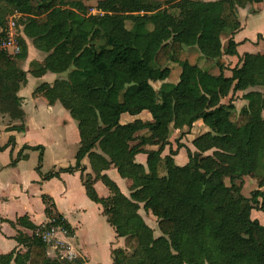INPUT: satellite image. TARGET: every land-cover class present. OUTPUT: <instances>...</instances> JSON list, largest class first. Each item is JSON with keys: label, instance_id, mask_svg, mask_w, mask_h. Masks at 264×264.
I'll return each instance as SVG.
<instances>
[{"label": "trees", "instance_id": "obj_1", "mask_svg": "<svg viewBox=\"0 0 264 264\" xmlns=\"http://www.w3.org/2000/svg\"><path fill=\"white\" fill-rule=\"evenodd\" d=\"M87 1L0 0V42L9 16L21 14L24 35L47 53L42 63H31L30 72L74 78L70 92L44 82L34 94L49 104L59 101L77 121L81 139L76 163L58 171L42 173V145L25 144L12 164L27 157L26 149L40 150L36 170L44 179L80 171L87 196L102 205L124 238V247L112 249V264H264V224L251 216L254 209L264 213V53L240 55L244 41L235 38L241 28L238 8L264 0H98L97 13ZM192 17L201 18L196 46L202 66L182 59L185 42L177 36ZM20 42L15 58L0 51V114L21 121L12 130L25 131L17 93L27 83L20 62L28 49L23 37ZM228 56H238L234 67ZM178 64V81H169ZM154 83L160 84L155 98ZM239 92L248 103L236 112L235 101L225 98ZM145 111L151 119L139 117ZM123 114L137 117L124 123ZM197 123L209 130L192 140V150L182 136ZM171 126L181 132L174 140ZM9 142L14 146L15 137ZM184 147L188 162L179 165L175 157ZM140 153L147 154L146 166L136 160ZM85 157L94 176L86 172ZM112 166L130 181L129 197L104 173ZM252 174L259 188L248 197L242 189ZM97 180L109 188V197L99 195ZM42 199L45 227L73 235L54 199L46 194ZM141 204L156 216L160 235L140 214ZM7 221L32 234L18 230V247L0 254V264H88L80 256L52 257L38 234L44 227L27 215Z\"/></svg>", "mask_w": 264, "mask_h": 264}, {"label": "crops", "instance_id": "obj_2", "mask_svg": "<svg viewBox=\"0 0 264 264\" xmlns=\"http://www.w3.org/2000/svg\"><path fill=\"white\" fill-rule=\"evenodd\" d=\"M242 11H245L244 16L242 15ZM18 15L20 16L21 14H13L9 16L8 20L13 16L18 17ZM238 15L241 23V28L235 35V38L237 41H244L241 42V44H239L238 46L240 55L251 51H253L252 53H264L257 50H245L246 52H241L240 50L244 43H246L247 41L249 42L250 40H254V37L257 36L260 38H264V32H262L260 28L255 30L256 32L252 38H250L248 35L240 36L243 34L249 21H252L253 19L259 20L263 17L264 1L248 3L244 8L239 7ZM22 37L27 43L28 54L27 57L20 62V64L21 68L28 73L27 83L20 87L17 94L22 98V106L26 112L25 131L12 130L11 127L14 125H19L21 121L11 119L8 114H0V146L2 147L0 149V254L10 252L15 247H18V243L14 238L18 230H22L28 234H32V231L30 229L24 228L22 226L18 225L17 228H14L7 220L15 221L18 217L27 215L29 219L36 225H41L48 222V216L45 212L46 205L42 199V196L46 194L54 199L57 210L63 214V216L68 220V222L74 229L73 235H67V233L58 235L59 240L64 242L65 246H70V248L73 249L75 256L82 257L88 264H92L91 259L93 256L92 254L90 255L89 251L87 250V246L90 242L95 243L100 250L104 249L105 252L103 253V256L108 255V260L110 256L111 259L109 261L112 262V249L124 247V238L118 237L113 226L107 221L106 216L103 214L102 205L100 203L92 201L87 196L80 171H75L72 173L61 172L60 177L44 179L43 175H41L36 170L39 162L38 156L37 165L35 166L34 171H30V175L29 169L26 167V163L30 162L31 158L35 156L39 150H24V153L27 154V157L19 159L16 163L12 164V160L14 158H17L19 152L25 144L42 145L32 143L26 138V135H28L30 131V121L33 119H38V122H40L39 126L42 127L43 130H45V124L43 123L45 119L48 120L49 118L62 117L63 119L60 118L62 121L59 127L58 138L61 146H66L69 143H73L74 145H79L80 147L81 141L78 130V123L71 116L70 112L66 108H64L59 101L54 104H49L48 100L44 96L40 94H34L36 88L44 82L50 84L57 82L58 85L63 88L59 81V76H61V74L48 71L43 76H34L30 72L32 67L31 63L33 61L42 63L47 53L36 48L31 38H28L25 35H23ZM30 112L32 115L30 114ZM129 116L132 117L131 121H133L137 117L131 115ZM139 117L143 118L144 120L151 119V115L146 111L140 114ZM122 122L125 123V121ZM198 126H202L203 128V131L201 133L209 130L207 126L202 125L201 123H197L195 125V127ZM171 127L175 131H177L173 126ZM184 130L186 131V127L184 128ZM11 136L15 137L16 142L14 146L10 145L9 142ZM42 146L44 147V156L41 171L43 174H46L48 173L44 170L46 165L45 160L47 158L45 156L46 147L44 145ZM191 149L194 150L195 147L192 146ZM184 150L187 152L186 147L182 148L180 150V153L175 157L176 162L178 158L185 157V155L183 154ZM167 152L168 147L163 154L165 155L167 154ZM136 160L146 166L147 154H138L136 156ZM83 164L87 167L86 172L91 173L94 176L95 173L91 168L90 160L88 157L84 158ZM177 164L179 163L177 162ZM68 166H65L61 163H53V168L49 172L58 171L60 168ZM104 173H106L112 180H114L118 184L121 191L126 196H130V181L127 178L121 177L115 167L112 166L110 169L104 171ZM73 181L76 182L78 188L80 189V197H77V199H75L76 197L73 195L74 191H72L71 182ZM53 184L59 186V189L57 188L56 190H53V188H51ZM95 188L101 197L106 198L110 196L109 188L101 180L96 181ZM31 189H33V191H31ZM143 206L144 205L141 204L139 212L146 223L151 226L156 233V229L152 222L154 220H157V218L152 213L144 210ZM94 209H97V212L99 214L98 216L93 213ZM100 215H103L105 217L107 221L106 225L102 224L99 221L101 219ZM160 234L161 232L159 233V235ZM75 246L78 248V255L74 250ZM20 248L21 246H19V249ZM104 263L105 262H95L94 264Z\"/></svg>", "mask_w": 264, "mask_h": 264}, {"label": "rangeland", "instance_id": "obj_3", "mask_svg": "<svg viewBox=\"0 0 264 264\" xmlns=\"http://www.w3.org/2000/svg\"><path fill=\"white\" fill-rule=\"evenodd\" d=\"M97 1L98 0H90L87 1V4L90 5L92 7V12L93 13H97L98 10L96 9V5H97ZM243 12V16L245 15V11ZM22 15H18V17L14 18V21L16 22V34H18L19 36H17L18 41L20 43V47L22 50V45L20 42V38L24 35L23 29H24V24H23V18H21ZM199 18V17H198ZM189 18L187 20H185L182 24H181V30L179 32V34H177V36L179 38H181L184 42H185V48L183 49L182 52V59L186 60L188 59L190 62L192 63H196L199 64L200 66L203 65L205 59L204 57L201 55L200 51L198 50L197 46H196V35L198 33V30L201 26V18ZM247 27L244 30L243 35H248L250 38H252L255 34V30L260 28L262 32H264V15L261 19L259 20H255L253 19L252 21H249L247 23ZM8 29H9V24H8ZM262 35V34H261ZM254 40H250L249 42L247 41L246 43L243 44V46L240 48L241 52H246L247 51H251V50H257V51H262L264 52V38H260V37H254ZM223 43L224 45L227 44V38L224 36L223 38ZM157 45H154V49H157ZM253 52V51H251ZM226 61L227 64L230 67H234L237 62H238V57L234 56V57H226ZM218 69L215 68V73H217ZM181 72V66L178 64L176 66H174V68L172 69V74L171 77L169 79V81L172 82H176L179 79V75ZM60 77V83L63 86V88L66 90V92H70L72 85H73V81L74 78L71 77L68 73H63L61 74ZM159 83H154L153 84V90L151 92V96L153 98H155V91L158 89L159 87ZM243 92H239L237 93H230L226 98H225V102H228L231 98L235 101V105H236V112H239L241 110V108L243 106H245L248 101L246 99L243 98ZM31 114V112H30ZM32 115V114H31ZM38 117V116H37ZM61 119H63L62 117H60ZM60 118H49L48 120L45 119V121L43 122L45 124V130H43L42 127L39 126L38 119H33L30 121V131L28 133V135H26L27 140H30V142L32 143H36V144H42L46 147V152H45V156L47 157L45 160V172H49L52 168H53V163H61L65 166L71 165V164H75L76 161V154L78 152L79 149V145H74L73 143H69L66 146H61L60 141H59V127L61 125V119ZM132 117H130L127 114H123L122 115V121H131ZM172 128V127H171ZM189 129L186 127V131H188ZM203 131L202 126H198L195 127L193 129H191L188 133H186V135L182 136V141L184 142V144L188 147V148H192L193 144H192V140L199 135L201 132ZM180 131H175L172 128V134H171V138L172 140L175 139V137H179L180 136ZM187 149V148H186ZM40 150L36 153L35 156H33L30 160V162L26 163V167L29 169V173L31 175L30 171H34L35 166L37 165V160H38V156L40 155ZM188 152V151H187ZM185 150L183 152V154L185 155V157L183 158H178L177 162L179 164H185L188 161V153ZM226 183L228 185H230V180L227 178L226 179ZM72 185V191H74V196L76 197L75 199H77V197H80V189L78 188V185L76 184L75 181L71 182ZM59 186L53 184L51 186V188H53V190H56ZM259 188V177L256 175H248L245 178V184L243 186L242 192L243 194H245L248 197L252 196V192L255 189ZM59 189V188H58ZM31 191H33V189H31ZM93 213H95L97 216L99 215L97 212V209L93 210ZM253 219H258L262 224H264V213L258 209H254L252 211L251 214ZM100 222L102 224H107V221L105 219V217L103 215H100ZM153 225L156 229V235H159V229H158V224H157V220H154ZM56 238L54 243L59 247V249H55L52 245L49 246V254L52 257H60L63 254H66L67 251V246H61L63 243V245H65L64 242H62L60 240L59 242V237L57 236V233L55 234ZM58 235H62V233H59ZM74 250L76 252V254L78 255V248L75 246ZM87 250L89 251L90 255L92 254V259H91V263L94 264L95 262H105L104 264H112V262H110L109 260L111 259V257L109 256V260H108V255L103 256V253L105 252L104 249L100 250L99 247L95 244V243H89L87 246Z\"/></svg>", "mask_w": 264, "mask_h": 264}, {"label": "built area", "instance_id": "obj_4", "mask_svg": "<svg viewBox=\"0 0 264 264\" xmlns=\"http://www.w3.org/2000/svg\"><path fill=\"white\" fill-rule=\"evenodd\" d=\"M15 16L11 17L8 20V24H9V29L7 31V36L1 40L0 42V51H5L11 58L17 56L18 54H20L21 52V47H20V43L18 41L17 36H19L18 34H16V22L14 21ZM49 221V220H48ZM42 226L44 227V229L42 231H38V234L42 236V238L49 244L52 245L55 249H59L60 246L56 245L54 243L56 238V233L57 236L59 233L65 234V230L61 229L60 227H57L55 225H51L49 228L45 227V223L42 224ZM59 240V239H58ZM60 242V240H59ZM62 247L65 246L63 245V243H61ZM60 257H67L69 259H72L75 257V253L73 251L72 248H70V246L67 247V251L66 254L60 256Z\"/></svg>", "mask_w": 264, "mask_h": 264}]
</instances>
